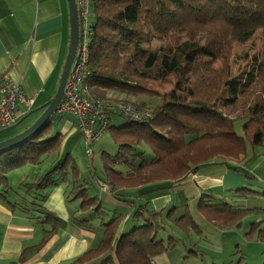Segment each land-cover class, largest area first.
<instances>
[{
    "label": "trees",
    "instance_id": "16d2710c",
    "mask_svg": "<svg viewBox=\"0 0 264 264\" xmlns=\"http://www.w3.org/2000/svg\"><path fill=\"white\" fill-rule=\"evenodd\" d=\"M89 28L92 75L86 86L93 93H147L137 79L170 83L173 90L161 95L163 98L152 106L153 116L148 121L129 120L119 127L108 126L117 152L114 157L103 156L104 177L98 179L112 185L114 195L121 189L158 181H172V185L212 162L254 178L239 162L248 163L247 147L254 150L264 140V56L260 60L253 57L249 68L236 76L229 69V60L235 44L248 41L257 29L264 35V0H91ZM144 30L154 37L166 36L170 42L146 47ZM182 30L197 39L181 40L178 32ZM58 117L54 113L28 139L0 151V197L7 201L16 197V188L29 196L61 180L72 186L74 198L82 197L80 210L96 204L97 197L89 196L84 184H77L83 182L69 153L54 160L32 182L21 181L16 186L9 182L13 170L40 164L44 157L59 152L63 134L54 128ZM142 146L148 147L149 157L135 150ZM118 162L124 164V170L114 167ZM54 173H58L57 179ZM164 185L158 188H167ZM66 192L69 197V190ZM45 196L32 198L29 205L42 207ZM213 198L211 190L199 196L200 206L201 201L212 203L203 212L205 216L214 223L239 225L247 210L213 202ZM175 208L156 211L149 209L147 202L138 205L133 215L143 223L118 235L127 213L107 223L100 221L103 233L97 246L66 264H153L154 258L166 250L158 240L164 229L162 220L171 219ZM41 218L48 224L41 240L24 248L11 264L24 263L29 250H39L58 231L60 221L54 213L47 211Z\"/></svg>",
    "mask_w": 264,
    "mask_h": 264
},
{
    "label": "crops",
    "instance_id": "0c3cea01",
    "mask_svg": "<svg viewBox=\"0 0 264 264\" xmlns=\"http://www.w3.org/2000/svg\"><path fill=\"white\" fill-rule=\"evenodd\" d=\"M69 33L67 0H0V76L5 74L19 84L29 101L17 108V121L29 110L46 103L54 96L68 51ZM40 113L41 111L36 112L35 117L37 118ZM67 116L72 115H59L56 122L57 124L63 120L59 129L63 136L75 126V121L67 120ZM48 157L50 159L53 155L44 159ZM69 158L74 159L71 155ZM250 170L256 176L257 181L256 179L254 181L262 185L264 153L254 161ZM242 178L240 174L230 171L222 163L212 162L172 185L170 184L172 181H168L167 184L166 181H158L123 189L122 194L130 196L129 200L136 207L147 202L149 209L169 210L175 207L173 206L175 198L180 190L184 192V196L189 197L200 196L202 191L207 190L213 191L217 196L214 190L222 188L221 190L232 191L242 185L244 187L246 183ZM66 184L58 181L39 192L40 194L37 192L39 195H46L42 207L34 206L27 208V211H24L23 207L21 209L17 205L12 206L11 200H15L16 197L12 196L8 201L0 197V264L17 261L24 248L39 243L45 229L39 232L36 226L43 222L41 216L47 211L62 220L58 231L39 250H29L26 261L22 264H66L84 251L97 246L102 237V227L97 233L94 230L95 221L79 219L75 215L80 211L94 209L95 205L100 207L102 205L99 200L86 210H80L77 205L74 213V210L68 208ZM163 185L167 188H158ZM136 190H139L138 204L133 199ZM31 209L32 217L29 216ZM128 219L126 216L121 221L116 235L126 228ZM80 220L83 222L80 223Z\"/></svg>",
    "mask_w": 264,
    "mask_h": 264
},
{
    "label": "rangeland",
    "instance_id": "374dc122",
    "mask_svg": "<svg viewBox=\"0 0 264 264\" xmlns=\"http://www.w3.org/2000/svg\"><path fill=\"white\" fill-rule=\"evenodd\" d=\"M150 31L144 30V45L150 48H157L159 46H166L170 39L166 36L154 37L149 34ZM181 40L197 39L196 36H188L183 30L179 31ZM141 34L137 33V36ZM203 42V40H201ZM264 56V35L262 30L257 29L253 36L243 44H235L232 51V55L229 60V69L231 73L236 76L249 68L251 59L257 57L260 60ZM148 90L147 93H138L136 95L120 93L115 90H109L104 95L95 94L104 101H124L136 106L141 103L144 104L145 109L151 111V108L156 104L161 95L173 92L172 84L159 83L150 80H136ZM90 90V89H89ZM91 91V90H90ZM92 92V91H91ZM93 93V92H92ZM104 96V97H103ZM140 107V106H139ZM18 111V110H17ZM16 111V115L18 114ZM152 112V111H151ZM66 115V114H64ZM62 115V116H64ZM68 115H72L69 114ZM38 118V117H37ZM35 112L28 115L26 118L20 120L15 125L8 127L0 132V141L8 139L17 133L24 130L31 125L36 119ZM67 120L71 122L75 121V126L65 134L62 138V145L58 153L51 154L53 157L44 159L42 164L30 165L26 164L20 168L13 170L8 179L11 185H18L21 181L32 182L35 178L46 170L52 160L61 158L66 153L74 158L77 168L78 177L84 184L86 192L89 196H97V199L101 203V207L98 209L86 210L84 212L76 213V218L84 219L87 221H95L94 230L98 233L101 231L99 226L100 221L105 223L109 222L115 216L119 214L127 213L128 224L122 233L127 232L134 226L141 225L143 221L133 215V211L136 209L135 204L130 201V196L122 194V190H119V195H114L115 189L111 186V191H102L98 186V178L103 179V156L114 157L117 152V145L112 140L109 130L103 133V135L94 142L90 155H86L84 150L83 132H81L78 124V120L75 115L67 116ZM58 121V120H57ZM56 121V122H57ZM129 119L112 115L110 117V126L119 127L127 123ZM63 124V120L54 125L55 129H60ZM239 132V125L236 127ZM137 152H144L145 157H149L150 151L148 147L142 146L135 148ZM248 156L250 161L248 163L239 162L244 166V169L253 174L250 168L253 166L254 161L264 153V140L263 144L257 146L254 150L250 146L247 147ZM254 153V156H252ZM49 159V160H48ZM51 161V162H50ZM246 164V165H245ZM248 164V165H247ZM112 165V164H111ZM223 166H225L223 164ZM116 169L124 170L123 163L118 162L114 165ZM230 171H234L231 170ZM240 172V171H239ZM242 173V172H240ZM243 174V173H242ZM193 175V174H192ZM246 183L244 187L234 189L232 191L217 189L214 192L213 202L219 204L231 205L234 209L247 210L243 215L241 222L237 226H226L221 223H214L205 214L204 211L208 210V201H201L199 196L189 197L184 196V192L180 190L177 192L175 198V211L172 213L171 219L163 218L162 223L164 229L159 232L158 240L162 241V244L166 247V250L154 258L153 264H263L264 263V181L262 185H258L256 179H248L241 175ZM55 179L58 177V173L53 176ZM98 180V181H97ZM255 180V181H254ZM60 182H64L58 180ZM104 182V181H103ZM70 183V182H69ZM66 184V182H65ZM66 189L69 190L68 208L75 211V207L79 205L82 197L76 199L74 194L70 193L71 185L66 184ZM80 187H76L78 189ZM241 189V190H239ZM132 190V189H129ZM16 199L11 200L17 207L31 208L29 205L31 199L39 197L40 191H33L31 197L27 196L23 189L16 188ZM133 195V199L136 204L139 203L137 192ZM39 194H38V193ZM23 198L25 200H23ZM133 204L134 206L132 207ZM172 208V207H171ZM33 209L30 210L29 216L32 217ZM185 215V216H184ZM60 223L62 220L56 216ZM34 218V217H33ZM174 221V219H176ZM37 219V218H36ZM40 220V219H38ZM190 221L195 224L191 225ZM134 222V225L131 223ZM36 226L39 232L43 229H47L46 224L39 222ZM131 227L129 228L128 226ZM43 226V227H42Z\"/></svg>",
    "mask_w": 264,
    "mask_h": 264
},
{
    "label": "built area",
    "instance_id": "2783aa9c",
    "mask_svg": "<svg viewBox=\"0 0 264 264\" xmlns=\"http://www.w3.org/2000/svg\"><path fill=\"white\" fill-rule=\"evenodd\" d=\"M79 16L80 42L73 67L70 69L60 103L56 107L57 114L75 115L79 128L83 132L84 150L90 155L93 144L109 126V111L134 120L148 121L153 114L150 110L124 101H104L86 86L92 75L88 69V41L90 35L89 19L91 0H75ZM19 84L7 75L0 76V130L12 125L16 120V108L28 103ZM102 191H111V186L102 180L98 181Z\"/></svg>",
    "mask_w": 264,
    "mask_h": 264
},
{
    "label": "water",
    "instance_id": "95a60500",
    "mask_svg": "<svg viewBox=\"0 0 264 264\" xmlns=\"http://www.w3.org/2000/svg\"><path fill=\"white\" fill-rule=\"evenodd\" d=\"M67 3H68L69 23H70L69 44L56 92L54 96L51 99H49L46 103L36 108H33L24 114V116L20 120L26 118L28 115L34 112L36 113L38 111H41L38 118L27 128H25L21 132L17 133L16 135L8 139L0 141V151L11 148L25 141L35 131L45 126L46 121L55 113L56 107L58 106V104L62 99L64 86L76 53L77 42H78V15L76 9V2L75 0H67Z\"/></svg>",
    "mask_w": 264,
    "mask_h": 264
},
{
    "label": "bare ground",
    "instance_id": "6f19581e",
    "mask_svg": "<svg viewBox=\"0 0 264 264\" xmlns=\"http://www.w3.org/2000/svg\"><path fill=\"white\" fill-rule=\"evenodd\" d=\"M76 9H77V7H76ZM77 15H78V11H77ZM89 25H90V19H89ZM90 29V28H89ZM80 36H79V16H78V42H77V48H76V53H75V56H74V59H73V62H72V65H71V68L73 67V64L75 63V60H76V56H77V49H78V45H79V42H80ZM89 38H90V35H89ZM88 43H89V41H88ZM88 55H89V52H88ZM70 68V69H71ZM88 69H90V67H89V65H88ZM19 107V105L17 106V108ZM17 108H16V111H17ZM58 115H64V114H58ZM108 115H110V117L112 116V115H117V116H122V117H125V118H127V119H129V120H131V121H136V122H144V121H138V120H134V119H131V118H129V117H126V116H123V115H120V114H117V113H113V111H109L108 112ZM17 117V116H16ZM110 117H109V119H110ZM17 119V118H16ZM16 121V120H15ZM20 121V120H19ZM19 121H17L16 123H18ZM15 122L12 124V125H14V124H16ZM109 125H110V121H109ZM11 126V125H10ZM10 126H8V127H10ZM8 127H6V128H8ZM27 128V127H26ZM5 129V128H4ZM3 130V129H2ZM2 130H0V132L2 131Z\"/></svg>",
    "mask_w": 264,
    "mask_h": 264
}]
</instances>
